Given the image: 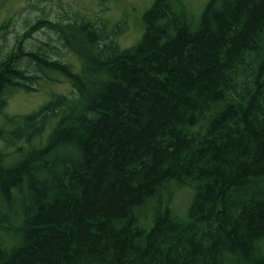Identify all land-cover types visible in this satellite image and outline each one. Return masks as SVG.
<instances>
[{"label":"trees","instance_id":"obj_1","mask_svg":"<svg viewBox=\"0 0 264 264\" xmlns=\"http://www.w3.org/2000/svg\"><path fill=\"white\" fill-rule=\"evenodd\" d=\"M143 20L127 49L95 20L27 29L77 36L76 71L0 49V113L46 70L73 90L0 128L20 154H0V264H264V0H208L194 30L181 0Z\"/></svg>","mask_w":264,"mask_h":264},{"label":"rangeland","instance_id":"obj_2","mask_svg":"<svg viewBox=\"0 0 264 264\" xmlns=\"http://www.w3.org/2000/svg\"><path fill=\"white\" fill-rule=\"evenodd\" d=\"M188 14L190 27L197 26L199 15L208 0H181ZM154 0H0V49H12L18 40L24 51H34L39 47L46 48L45 52L51 60L69 64L74 71L82 65V58L77 53L78 37L68 34L75 42L74 50L65 45L60 38L58 28L40 26L29 37L25 32L39 20H46L60 27L66 26L70 19H88L104 23L107 30L117 31L116 41L120 48L127 49L136 46L144 32L145 13ZM50 47L47 48L45 45ZM46 74L38 79L33 92L10 91L6 104L0 113V128L11 130L14 124L9 122L11 117L25 116L39 111L56 96L73 95L69 81L56 71L46 70ZM49 126L44 129V138L49 133ZM35 145H24L26 149ZM15 148L0 140V154L5 155V165L17 160L20 156ZM174 184V183H172ZM174 195L171 209L180 217L184 216L192 189L186 186L172 187Z\"/></svg>","mask_w":264,"mask_h":264}]
</instances>
